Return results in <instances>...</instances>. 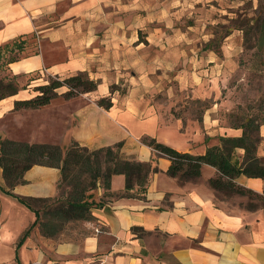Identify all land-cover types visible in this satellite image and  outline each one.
Wrapping results in <instances>:
<instances>
[{"label":"crops","instance_id":"obj_1","mask_svg":"<svg viewBox=\"0 0 264 264\" xmlns=\"http://www.w3.org/2000/svg\"><path fill=\"white\" fill-rule=\"evenodd\" d=\"M224 5L225 0H0V45L19 35L28 38L21 58L9 64L10 74L84 72L98 81L93 91L33 109H14L15 101L34 96L25 87L0 99V131L24 135L30 123L43 128L37 139L3 138L58 145L68 139V145L74 140L89 149L121 143L125 159L157 168L144 199L112 198L98 187L92 199L102 201L90 219L46 237L17 196L58 197L59 169L31 166L11 195L1 189L0 167V264H264V209H245L243 196L220 200L208 184L217 172L208 164L196 180L180 184L167 174L171 160L141 141L149 136L199 155L218 136L240 134L222 115L229 111L223 94L227 66L239 49L237 30L221 41V57L210 44L214 25L224 23ZM101 97L110 98L109 108L97 104ZM187 98L209 106L191 111ZM260 135L257 154L264 157V124ZM235 182L264 191L259 177L241 174ZM124 185V176L114 174L109 191L121 192Z\"/></svg>","mask_w":264,"mask_h":264},{"label":"trees","instance_id":"obj_2","mask_svg":"<svg viewBox=\"0 0 264 264\" xmlns=\"http://www.w3.org/2000/svg\"><path fill=\"white\" fill-rule=\"evenodd\" d=\"M255 22V30L259 32L258 40L264 41V18L261 14L251 17ZM231 26L222 25L223 35L229 34L233 29H243L247 20ZM253 24L249 29H252ZM28 38L19 35L0 45V70L8 71L9 64L21 58ZM18 75L11 74V79L0 77V99L16 94L19 89L16 79ZM4 80H7L6 82ZM97 80L91 79L84 72H77L66 77L55 76L46 84L39 85L35 96L17 100L14 109L38 108L48 104L58 95L57 89L65 86L67 90L61 95L69 98L81 93L96 89ZM97 104L104 108L111 106L109 97H101ZM203 105L202 107H207ZM239 108V107H238ZM202 109V108H201ZM248 107L247 112L238 114L235 111L228 113L231 127L240 130L239 135H220L218 143L208 145L203 154L194 155L179 152L174 148L157 141L153 137L143 136L141 141L150 146L159 155L167 156L170 166L167 174L177 179L180 184L196 180L201 173L203 164L216 169V175L208 180L210 187L216 195L230 196L238 194L247 196L244 204L247 210L258 207L264 209V191L254 192L235 182L241 174L248 177L264 179V157L257 154L261 142L260 126L264 124V106ZM121 143L112 146L89 149L72 140L67 147L51 143H28L8 138L0 140V167L6 193L10 192L16 184L23 182L24 172L35 164L57 167L60 171L59 189L56 198L18 197V200L28 207L34 214V224H38L40 232L46 237H53L60 233L68 222L88 220L91 218V209L101 203L92 199L93 191L98 187L104 190V195L116 197L145 198L149 174L157 168L150 162H140L125 159L121 153ZM242 149L243 153H239ZM122 174L125 178L124 189L112 193L110 189L111 177ZM7 188V189H6ZM218 197V196H217ZM41 204L40 207H35ZM139 227H133L136 234L142 233ZM26 229L20 240L27 234Z\"/></svg>","mask_w":264,"mask_h":264},{"label":"rangeland","instance_id":"obj_3","mask_svg":"<svg viewBox=\"0 0 264 264\" xmlns=\"http://www.w3.org/2000/svg\"><path fill=\"white\" fill-rule=\"evenodd\" d=\"M225 2L227 5H224V23L214 25L213 30H215V34L210 43L219 57L222 56L220 50L221 41L227 36L223 35L222 25L228 27L233 24H240L239 22L242 20H247V25H245L243 29H239V27L238 29H233L237 30L239 49L237 53L233 55L232 67L227 66V68H230V72L227 80L228 83L224 89L223 95L227 100V105L225 107L228 108L229 111L222 112V115L224 114L225 116L224 118L229 121L228 113L230 111H235V113L241 114L247 112L248 107H254L253 111H256L257 106H264V41L258 40L259 32L255 30V22L253 20L252 22L249 21L251 17H255L258 14H261V18H264V0H225ZM251 24H253L252 29H249ZM55 76L56 75L52 76L49 74H33L31 76H21L16 79V82L18 87H25V89H28L27 91H29V93H32L35 96L39 93V91L36 90V87L46 84L50 79H54ZM0 77H6L8 80L11 79V74L6 69H1ZM32 79L36 80L31 81ZM7 80L4 81L6 82ZM66 90L67 87L65 86L58 88V95L52 98L51 101L58 97L64 99L71 98L72 96L66 98L61 95ZM184 101L186 102V106L189 105L188 107L191 111H195V109L200 110L203 105L209 104L208 101H191L188 98ZM26 116L25 118L27 119L30 117L29 115ZM13 124L17 126V122L14 121ZM19 124L21 125L22 121H20ZM16 126L13 128L14 130L16 129ZM38 126V124H28V131L24 135L21 133H13V131H9L8 129L5 130V128L3 131H0V139L8 135L19 136L20 139L28 140L40 138L43 136V128ZM20 127L21 126H19V128ZM59 141L61 142L59 144L62 147L67 146L69 143L68 139H59ZM217 196L220 200L230 201L232 200V197L241 195L232 194L230 196H225L219 193ZM243 197L246 198L247 202V196ZM245 203L241 202L240 205L244 207ZM40 205L36 204L35 207L38 208ZM76 225L77 221L68 222L64 229L75 228Z\"/></svg>","mask_w":264,"mask_h":264},{"label":"built area","instance_id":"obj_4","mask_svg":"<svg viewBox=\"0 0 264 264\" xmlns=\"http://www.w3.org/2000/svg\"><path fill=\"white\" fill-rule=\"evenodd\" d=\"M96 231H98V229H96Z\"/></svg>","mask_w":264,"mask_h":264}]
</instances>
